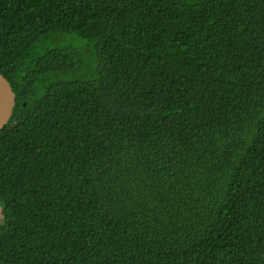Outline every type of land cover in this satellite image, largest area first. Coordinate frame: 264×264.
<instances>
[{
    "label": "trees",
    "instance_id": "1",
    "mask_svg": "<svg viewBox=\"0 0 264 264\" xmlns=\"http://www.w3.org/2000/svg\"><path fill=\"white\" fill-rule=\"evenodd\" d=\"M0 72V264H264V0H0Z\"/></svg>",
    "mask_w": 264,
    "mask_h": 264
},
{
    "label": "water",
    "instance_id": "2",
    "mask_svg": "<svg viewBox=\"0 0 264 264\" xmlns=\"http://www.w3.org/2000/svg\"><path fill=\"white\" fill-rule=\"evenodd\" d=\"M16 107L15 92L4 75L0 72V131L11 121ZM3 220V208L0 205V228Z\"/></svg>",
    "mask_w": 264,
    "mask_h": 264
},
{
    "label": "rangeland",
    "instance_id": "3",
    "mask_svg": "<svg viewBox=\"0 0 264 264\" xmlns=\"http://www.w3.org/2000/svg\"><path fill=\"white\" fill-rule=\"evenodd\" d=\"M71 40H72V39L67 38V40L63 41L62 43H63V44H65V43H69V42H71ZM84 47H86V45H84ZM86 49L89 51L88 47H86ZM94 63H95V61H94Z\"/></svg>",
    "mask_w": 264,
    "mask_h": 264
}]
</instances>
